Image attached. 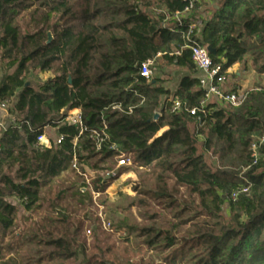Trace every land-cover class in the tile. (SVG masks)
I'll return each instance as SVG.
<instances>
[{"label":"trees","instance_id":"1","mask_svg":"<svg viewBox=\"0 0 264 264\" xmlns=\"http://www.w3.org/2000/svg\"><path fill=\"white\" fill-rule=\"evenodd\" d=\"M219 3L205 20L196 0H0V62L14 69L0 78V104L15 119L0 136V264H264V87L235 109L201 107L187 48H210L224 77L235 65L264 76V0ZM158 58L187 72L175 91L140 76L141 64ZM29 68L55 76L34 90ZM73 110L86 129L80 136L64 122ZM47 127L59 145L38 143ZM92 130L108 137L100 151ZM120 156L132 166L116 169ZM130 170L147 224L129 231L144 254L120 259L114 232L90 220L92 192L101 201ZM67 174L75 181L64 187ZM11 201L36 217L25 231L16 232Z\"/></svg>","mask_w":264,"mask_h":264},{"label":"rangeland","instance_id":"2","mask_svg":"<svg viewBox=\"0 0 264 264\" xmlns=\"http://www.w3.org/2000/svg\"><path fill=\"white\" fill-rule=\"evenodd\" d=\"M201 2L202 10H208L207 13L202 14L203 19L205 20L210 17L212 11H214L218 4H220V0H196ZM205 4V5H204ZM155 8L150 9V11L155 13ZM194 23H200L197 19ZM50 38L51 34L49 33ZM50 39V40H51ZM14 69L7 70L5 64L0 62V78L3 75H10ZM183 70L178 69L166 62L165 60L158 58L151 65V78H161L164 82V87L173 85L176 80L181 78L183 75ZM185 73V72H184ZM238 74V75H237ZM55 74L53 72H40L39 70H34L33 68H29L26 74V82L29 84L34 90H37L41 85H43L47 80L53 78ZM225 81L228 84L240 83L242 88V92H248L253 87L252 85H260L264 87V76H258L252 72L250 66L244 65H235L229 70L225 75ZM219 105V104H215ZM221 106V105H220ZM222 107H227V105H222ZM230 108V107H227ZM235 109L237 107H231ZM8 106H5V109H0V136L11 126L15 125V119L8 114ZM50 128H46L44 130L45 138H53L50 136ZM164 131V130H163ZM162 131V132H163ZM162 134V133H161ZM159 134V135H161ZM115 173V171L113 172ZM244 174L242 171L240 176ZM94 175H90L91 179ZM88 177V176H87ZM64 180H67V183L64 184V187H68L71 183L75 181L74 176L72 174H67L64 176ZM140 183L138 179V174L133 171H128L126 173L121 174L107 189L106 196H104L101 201L99 197L95 199L98 206L101 209L97 208L94 205L95 209H91L93 215H90V220L96 221V226L99 228V233L103 231L101 222H110L114 227V234L111 235V242L115 244L114 254L117 255L120 259L133 257L138 258L144 254V250L137 251L136 244L138 243L137 239L134 237L137 233H130L129 228H140L147 223L141 219L142 215H145V210L142 209L140 204H138V200L142 198L137 194L139 191L135 193L133 188ZM181 194H184V190H181ZM17 208V219H16V232L25 231L31 223V219L35 220V215L27 214L24 212L23 208L17 204L15 201H11ZM99 220V223L97 222ZM85 226H89V223H86ZM102 229V230H101ZM87 232V231H86ZM91 232V231H90ZM130 233V235H128ZM86 234V233H85ZM88 243L87 247H89L91 242V234L87 235ZM103 236H107L103 234ZM129 238L128 242L124 241V238ZM139 255V256H138Z\"/></svg>","mask_w":264,"mask_h":264},{"label":"built area","instance_id":"3","mask_svg":"<svg viewBox=\"0 0 264 264\" xmlns=\"http://www.w3.org/2000/svg\"><path fill=\"white\" fill-rule=\"evenodd\" d=\"M191 8V7H190ZM176 19L179 21L180 19V14H176ZM199 23H196L198 25ZM195 25H192L190 29H193ZM188 50L190 51V58L191 62L193 63L195 69L197 72L200 74L198 77V82L200 87L205 91V98L201 104V107H203L205 104L209 103L210 99L215 100L216 102L224 105H230L232 107H239L245 100L246 98V92H242L239 90H234V91H227L224 90V84H225V77L220 75L219 67H214L213 63L210 59L209 53L206 48L199 47L195 43L190 44L188 47ZM154 61H147L140 66V76L145 78V79H150L151 78V65L153 64ZM171 113H177L179 112L182 107L179 101L173 100L171 101ZM6 104H0V109H5ZM196 109H192L189 112L190 115H195ZM64 122L69 125V126H74L75 128L78 129V135H82L83 132L86 131L84 127V123L82 120L81 112L80 110H73L69 112L65 119ZM163 130L158 133H162ZM165 131V129H164ZM89 140L94 144L95 149L97 151H100L102 148V144L105 143V141L108 139L107 135L105 134L104 130L97 131V130H92L89 133ZM37 141L39 144L43 145L45 148H50L51 145L57 146L61 143L62 138H58L57 136L54 138H45L44 134L41 135L40 137L37 138ZM263 142V140H259L258 143H253L250 147V159H251V166H255L258 162L259 159V151L258 147L259 145ZM113 149V148H112ZM132 166V160L129 156H120L117 159V166L116 169L121 168V167H131ZM72 168L78 172L77 164L74 159ZM81 175V174H80ZM85 183L88 185L89 190L91 191L89 182L90 178H88L86 175H81ZM106 176L109 177H114L115 173H107ZM247 189H242L241 191L234 192L231 195V199L235 200L240 193H246ZM99 197L98 193L92 192V201L93 204L99 209H101L100 206L97 205L95 199ZM101 227L103 231L107 233H113L114 232V227L113 224L110 222H101ZM87 235H90L91 232L87 231Z\"/></svg>","mask_w":264,"mask_h":264},{"label":"crops","instance_id":"4","mask_svg":"<svg viewBox=\"0 0 264 264\" xmlns=\"http://www.w3.org/2000/svg\"><path fill=\"white\" fill-rule=\"evenodd\" d=\"M204 5H205V4H204ZM230 71H231V69H230ZM183 75H187V72H186V73L183 72ZM183 75H182V76H183ZM199 75H200V74L197 72L195 76L198 78ZM237 75H238V74H237ZM182 76H181V77H182ZM180 79H181V78H179L178 80H176V82H175L172 86H171V85H169V86H165V88H166V89H169L170 91H175V90L177 89V86H178V83H179ZM251 87L254 88L255 85H252ZM253 88H252V89H253ZM243 89H244V88H242L241 84L238 83V82H237V83H234V84H228L227 82H225V84H224V90H227V91H230V92H231V91H234V90L242 91ZM209 103H210V104H215V103H218V102H216V101L213 100V99H210ZM163 132H164V131H163ZM163 132H162V133H163ZM50 136H52L53 138L56 137V136H55V133H54L53 130L50 131ZM50 138H51V137H50Z\"/></svg>","mask_w":264,"mask_h":264},{"label":"water","instance_id":"5","mask_svg":"<svg viewBox=\"0 0 264 264\" xmlns=\"http://www.w3.org/2000/svg\"><path fill=\"white\" fill-rule=\"evenodd\" d=\"M50 35L48 34V41H50ZM207 51L209 53V55H214V52L210 49V48H207ZM158 115L155 116V119H157Z\"/></svg>","mask_w":264,"mask_h":264}]
</instances>
